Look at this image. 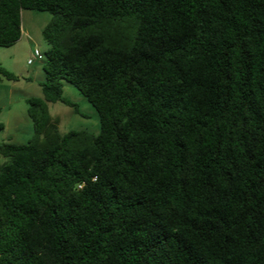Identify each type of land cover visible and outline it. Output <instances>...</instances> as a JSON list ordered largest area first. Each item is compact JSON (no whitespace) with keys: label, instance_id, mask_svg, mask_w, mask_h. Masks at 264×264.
Wrapping results in <instances>:
<instances>
[{"label":"trees","instance_id":"obj_1","mask_svg":"<svg viewBox=\"0 0 264 264\" xmlns=\"http://www.w3.org/2000/svg\"><path fill=\"white\" fill-rule=\"evenodd\" d=\"M24 10L51 20L33 136L0 144V264H264V0H0V46ZM63 83L98 135L58 131Z\"/></svg>","mask_w":264,"mask_h":264},{"label":"rangeland","instance_id":"obj_2","mask_svg":"<svg viewBox=\"0 0 264 264\" xmlns=\"http://www.w3.org/2000/svg\"><path fill=\"white\" fill-rule=\"evenodd\" d=\"M50 20L51 15L46 12L22 11L21 39L9 47L0 46V68L17 77L14 81L0 75V144H26L33 136L27 100L42 99L40 85L45 74L41 62L35 60L29 65L27 60L34 50L43 54L48 49L42 31ZM62 97L75 104L79 113L61 102L47 104L52 120L57 121L58 131L61 134L86 131L98 135V116L87 100L67 83H63ZM9 161L0 155V167Z\"/></svg>","mask_w":264,"mask_h":264},{"label":"built area","instance_id":"obj_3","mask_svg":"<svg viewBox=\"0 0 264 264\" xmlns=\"http://www.w3.org/2000/svg\"><path fill=\"white\" fill-rule=\"evenodd\" d=\"M42 59V54L38 50H34L32 56L27 60V64L32 65L33 62L40 61Z\"/></svg>","mask_w":264,"mask_h":264}]
</instances>
